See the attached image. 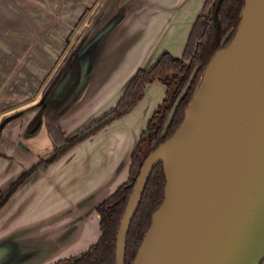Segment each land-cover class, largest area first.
Masks as SVG:
<instances>
[{"label":"crops","instance_id":"0c3cea01","mask_svg":"<svg viewBox=\"0 0 264 264\" xmlns=\"http://www.w3.org/2000/svg\"><path fill=\"white\" fill-rule=\"evenodd\" d=\"M0 0V189L36 170L0 209V264H52L100 236L97 205L127 181L131 155L167 87L148 83L123 117L49 162L53 142L40 110L42 90L78 38L93 35L119 8L89 80L59 112L69 138L116 105L139 68L163 52L180 57L205 0Z\"/></svg>","mask_w":264,"mask_h":264},{"label":"water","instance_id":"95a60500","mask_svg":"<svg viewBox=\"0 0 264 264\" xmlns=\"http://www.w3.org/2000/svg\"><path fill=\"white\" fill-rule=\"evenodd\" d=\"M123 16L119 8L75 47L81 76L65 107L85 88L102 41ZM70 78L59 82L53 98ZM42 115L39 110L33 129ZM158 163L164 198L132 264L264 263V0H244L234 37L208 63L181 124L143 161L120 221L115 264H125L130 223Z\"/></svg>","mask_w":264,"mask_h":264},{"label":"trees","instance_id":"16d2710c","mask_svg":"<svg viewBox=\"0 0 264 264\" xmlns=\"http://www.w3.org/2000/svg\"><path fill=\"white\" fill-rule=\"evenodd\" d=\"M102 0L100 1L101 4ZM244 0H205L198 13L180 57L163 52L148 69L139 68L126 84L114 108L95 119L73 136L67 138L59 122V112L74 95L81 76V63L75 47L66 51L63 59L42 90L44 103L40 110L53 142V155L49 162L57 160L71 148L101 130L110 122L123 117L141 99L145 86L155 80L167 86L166 96L149 119L135 150L131 155L129 178L117 190L100 202L96 210L100 215V236L89 248L76 256L60 259L52 264H115L116 242L120 221L126 203L133 191L136 177L147 155L165 142L181 124L185 110L200 83L203 72L214 54L228 45L238 28ZM228 38L222 44L223 38ZM70 73L71 78L56 97L54 91L59 82ZM166 134L163 129L171 108L182 90L188 85ZM36 120L31 124L33 127ZM1 134V129H0ZM146 141L147 150L141 145ZM36 166L23 173L5 190L0 189V209L17 188L36 170ZM165 175L162 163H158L148 179L141 202L134 214L126 239L125 264H132L141 242L151 226L153 213L164 198ZM264 264V263H263Z\"/></svg>","mask_w":264,"mask_h":264},{"label":"rangeland","instance_id":"374dc122","mask_svg":"<svg viewBox=\"0 0 264 264\" xmlns=\"http://www.w3.org/2000/svg\"><path fill=\"white\" fill-rule=\"evenodd\" d=\"M78 42V38L76 39V41L74 42V43H72L71 45H70V47L67 49V50H69L71 47H76V43ZM162 83H164V82H162ZM165 84V83H164ZM166 86V85H165ZM167 87V86H166ZM158 108V107H157ZM157 110V109H156ZM153 115V114H152ZM152 117V116H151ZM142 135H143V133H142ZM144 136V135H143ZM141 138V137H140ZM140 138H139V140H140ZM141 148H142V152L143 153H145L146 152V150H147V144H146V141H143L142 142V145H141Z\"/></svg>","mask_w":264,"mask_h":264}]
</instances>
